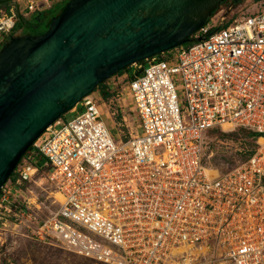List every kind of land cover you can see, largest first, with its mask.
I'll list each match as a JSON object with an SVG mask.
<instances>
[{
	"label": "built area",
	"instance_id": "obj_1",
	"mask_svg": "<svg viewBox=\"0 0 264 264\" xmlns=\"http://www.w3.org/2000/svg\"><path fill=\"white\" fill-rule=\"evenodd\" d=\"M19 1L0 9V38L56 0ZM262 2L211 15L190 34L196 41L127 66L128 80L111 75L107 98L83 96L70 119L61 115L31 143L44 171L31 157L17 161L0 213L14 209V225L26 222L34 241L103 264H264ZM239 129L252 133L245 158L211 172L210 137ZM39 172L60 198L41 217L8 199L9 187Z\"/></svg>",
	"mask_w": 264,
	"mask_h": 264
},
{
	"label": "water",
	"instance_id": "obj_2",
	"mask_svg": "<svg viewBox=\"0 0 264 264\" xmlns=\"http://www.w3.org/2000/svg\"><path fill=\"white\" fill-rule=\"evenodd\" d=\"M222 1L67 0L44 31L9 34L0 47V187L41 132L99 82L196 41L190 34Z\"/></svg>",
	"mask_w": 264,
	"mask_h": 264
},
{
	"label": "rangeland",
	"instance_id": "obj_3",
	"mask_svg": "<svg viewBox=\"0 0 264 264\" xmlns=\"http://www.w3.org/2000/svg\"><path fill=\"white\" fill-rule=\"evenodd\" d=\"M66 1L67 0L54 6L47 15L50 17L51 14L55 15ZM226 1L227 2L218 5L217 10L212 15L213 20L216 17L221 16L223 13L225 19L230 15L237 16L240 12L245 11L244 7L254 0H240L237 4H233V2H230L229 0ZM263 6L264 2L259 5V8ZM0 9H3L2 5ZM249 10L250 11L247 13L254 10V7H250ZM18 22L20 24L16 23V32L13 31L12 33L23 34L30 31L38 32L40 30H45L46 28V19H43L42 21L33 20L31 22V24L34 25L33 28L28 25H22L21 21ZM5 41L6 38H0V47ZM141 62L144 67L147 66L145 61ZM120 73H123L124 79L126 80H128L132 74L130 68H125ZM98 94L94 93V96ZM100 112L105 127L110 135H112L113 138H116V129L111 120L106 118L103 111L100 110ZM71 117L72 114L68 112L62 115V118L65 120H68ZM134 129L133 126L132 130ZM210 139V149L207 151L209 154L207 168L211 170V172H224L238 165L245 158L247 150L251 148L252 144L249 136H246L243 130L230 133L225 131L221 132L220 135L216 133V135L213 138L210 137ZM32 151L33 150L30 147L26 156L32 158L33 155L29 154L33 153ZM32 160L34 159H31V161ZM44 163L45 160L42 157L41 160L37 161V165L43 171L45 169ZM43 176V173L39 172L30 182L22 183L17 187H9V202H15L17 203L16 208L20 207L24 209L26 203V207L29 209L28 211L37 213L39 217L49 215L51 212L55 211L58 207L59 200H57V198L59 197L55 195L53 186L45 181ZM39 203H42L45 206V209L43 207L37 209L35 204ZM13 212L14 209H12L8 215L0 213V264H103L83 258L54 245L43 244L36 240L34 241L30 238L28 229L25 228L26 222L23 221V223L17 224L16 226L14 225L13 222L15 219H13Z\"/></svg>",
	"mask_w": 264,
	"mask_h": 264
},
{
	"label": "trees",
	"instance_id": "obj_4",
	"mask_svg": "<svg viewBox=\"0 0 264 264\" xmlns=\"http://www.w3.org/2000/svg\"><path fill=\"white\" fill-rule=\"evenodd\" d=\"M230 2H233V4H237L240 0H229ZM8 2H9V0H0V7H1V5L3 6V9H7V7H8ZM224 2H227L226 0H224V1H222L220 4H222V3H224ZM65 4V3H64ZM219 4V5H220ZM217 10V8L215 9V11ZM59 11V10H58ZM214 11V12H215ZM213 12V13H214ZM213 13H211L210 14V16L211 15H213ZM56 14V13H55ZM51 16H53V14H51ZM209 16V17H210ZM208 17V18H209ZM39 14H34V15H32L28 20H26V21H23L22 22V25H25V26H30V27H34V25H32L31 24V22L33 21V20H39ZM50 18V16H48L47 18H46V23H45V25L47 24V22H48V19ZM208 18L206 19V21L208 20ZM16 23H18V24H20L19 22H16ZM16 24L14 25V28H13V30H12V32L13 31H16ZM42 31H44V30H40V31H38V32H32V31H30V32H28V33H32V34H37V33H40V32H42ZM139 62H141V61H139ZM125 68H127V67H124L123 69H121L120 71H118L117 73H120V72H122ZM102 82L103 81H101V82H99L98 84H97V86L94 88V90L93 91H98L99 92V94H100V97L102 98V99H105V98H107L110 94H109V92H107V91H105L104 90V87H103V85H102ZM240 130H243V129H239L238 131H240ZM237 132V131H236ZM243 132H244V134H246V136H251L252 135V133L250 132V131H247V130H243ZM227 133H230V132H227ZM222 134H224V133H222ZM31 147V146H30ZM30 147L29 148H27V150L24 152V154H23V156H26L27 154H28V150L30 149ZM33 150V149H32ZM33 152V151H32ZM29 154H31V155H33L32 156V158L31 159H34V160H32L31 161V163L32 164H34V165H37V161H39V160H41V156L40 155H34L33 153H29ZM31 155H29V156H31ZM41 162V161H40ZM38 166V165H37ZM14 177V173H11L9 176H8V179H12Z\"/></svg>",
	"mask_w": 264,
	"mask_h": 264
},
{
	"label": "crops",
	"instance_id": "obj_5",
	"mask_svg": "<svg viewBox=\"0 0 264 264\" xmlns=\"http://www.w3.org/2000/svg\"><path fill=\"white\" fill-rule=\"evenodd\" d=\"M24 1L25 0H20L19 1V4H20V7H21V9L23 8V4H24ZM31 1H38V0H31ZM63 1H65V0H56V1H52V2H50V6L47 8V9H43V10H41V11H37V12H35L34 14H39V20H43V19H46L47 17H48V12L50 11V10H52V8L54 7V6H56L57 4H59V3H62ZM33 14V15H34ZM99 93V92H98ZM100 95V94H99Z\"/></svg>",
	"mask_w": 264,
	"mask_h": 264
},
{
	"label": "bare ground",
	"instance_id": "obj_6",
	"mask_svg": "<svg viewBox=\"0 0 264 264\" xmlns=\"http://www.w3.org/2000/svg\"><path fill=\"white\" fill-rule=\"evenodd\" d=\"M55 195L57 196V197H59V195L57 194V193H55ZM57 200H60L59 198H57Z\"/></svg>",
	"mask_w": 264,
	"mask_h": 264
}]
</instances>
